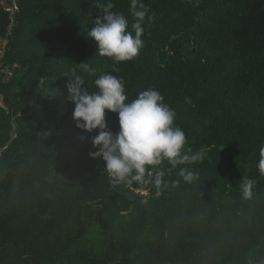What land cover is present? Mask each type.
Segmentation results:
<instances>
[{"label":"trees","instance_id":"16d2710c","mask_svg":"<svg viewBox=\"0 0 264 264\" xmlns=\"http://www.w3.org/2000/svg\"><path fill=\"white\" fill-rule=\"evenodd\" d=\"M14 1L5 59L19 66L0 81V264H264V0H144V46L124 62L88 36L96 0H0V33ZM111 3L134 35L131 0ZM102 73L123 78L129 100L159 90L186 134L182 155L203 160L164 159L131 184L109 176L89 155L100 130L77 127L67 87L80 76L98 91ZM106 124L117 133L118 114L106 110ZM181 168L199 177L186 182Z\"/></svg>","mask_w":264,"mask_h":264},{"label":"clouds","instance_id":"9594fccd","mask_svg":"<svg viewBox=\"0 0 264 264\" xmlns=\"http://www.w3.org/2000/svg\"><path fill=\"white\" fill-rule=\"evenodd\" d=\"M97 8L102 14L95 19L94 27L88 31V36L97 44L98 53L107 56L115 62L134 59L144 43L143 22L149 11L144 0H131V12L135 17L132 25L134 35L127 31L128 21L119 12L113 11L111 0L101 4L96 0ZM148 16L149 21H153ZM83 72L94 74L96 69L86 62L79 65ZM67 85L74 101L73 119L77 127L91 133L99 129L98 135L92 137V145L98 151L90 152L93 158L102 156L105 161V171L121 182L131 184L142 181L146 172L167 159L173 167L183 164H195L204 158L203 151L192 155L183 154L187 143L184 130L175 124L177 113L174 108L165 103L161 92L155 88L144 90L129 100L123 78L111 73H102L94 79L98 91L82 88L84 79L74 76ZM106 110L118 114L119 131L113 134L106 130ZM85 139V137H81ZM258 168L264 174V148L260 150ZM163 172L157 173L155 185L163 183ZM179 175L186 182L199 177L198 173L181 168ZM178 183V182H174ZM255 181L247 179L242 185L243 197L250 199Z\"/></svg>","mask_w":264,"mask_h":264},{"label":"built area","instance_id":"2783aa9c","mask_svg":"<svg viewBox=\"0 0 264 264\" xmlns=\"http://www.w3.org/2000/svg\"><path fill=\"white\" fill-rule=\"evenodd\" d=\"M3 3H6L3 1ZM6 5V10L9 12V25L7 26L5 33H0V81L9 80L19 64L17 62L10 63L5 59V55L10 43V37L12 36L13 29L16 25V13L19 11V7L16 1L13 5ZM0 99H3L2 92L0 91Z\"/></svg>","mask_w":264,"mask_h":264}]
</instances>
